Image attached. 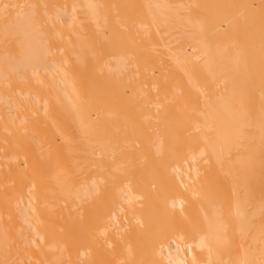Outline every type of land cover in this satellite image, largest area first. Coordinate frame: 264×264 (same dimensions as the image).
<instances>
[{"label": "bare ground", "instance_id": "bare-ground-1", "mask_svg": "<svg viewBox=\"0 0 264 264\" xmlns=\"http://www.w3.org/2000/svg\"><path fill=\"white\" fill-rule=\"evenodd\" d=\"M0 264H264V0H0Z\"/></svg>", "mask_w": 264, "mask_h": 264}, {"label": "rangeland", "instance_id": "rangeland-1", "mask_svg": "<svg viewBox=\"0 0 264 264\" xmlns=\"http://www.w3.org/2000/svg\"><path fill=\"white\" fill-rule=\"evenodd\" d=\"M193 14H194L195 19L200 17L199 16V11L195 7L193 8Z\"/></svg>", "mask_w": 264, "mask_h": 264}]
</instances>
